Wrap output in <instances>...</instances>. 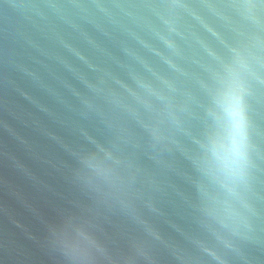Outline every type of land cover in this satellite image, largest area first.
<instances>
[{
	"label": "water",
	"instance_id": "1",
	"mask_svg": "<svg viewBox=\"0 0 264 264\" xmlns=\"http://www.w3.org/2000/svg\"><path fill=\"white\" fill-rule=\"evenodd\" d=\"M0 264H264V0H0Z\"/></svg>",
	"mask_w": 264,
	"mask_h": 264
},
{
	"label": "clouds",
	"instance_id": "2",
	"mask_svg": "<svg viewBox=\"0 0 264 264\" xmlns=\"http://www.w3.org/2000/svg\"><path fill=\"white\" fill-rule=\"evenodd\" d=\"M226 113L231 126L234 152L243 170L249 158L250 120L242 87L237 86L230 92Z\"/></svg>",
	"mask_w": 264,
	"mask_h": 264
}]
</instances>
